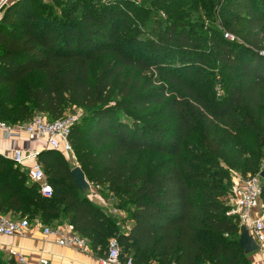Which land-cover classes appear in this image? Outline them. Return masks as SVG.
Returning a JSON list of instances; mask_svg holds the SVG:
<instances>
[{"label":"trees","instance_id":"trees-1","mask_svg":"<svg viewBox=\"0 0 264 264\" xmlns=\"http://www.w3.org/2000/svg\"><path fill=\"white\" fill-rule=\"evenodd\" d=\"M42 1L3 9L0 122L81 110L70 133L76 160L92 185L119 198L124 216L113 218L84 196L65 155L50 148L38 153L50 197L0 155V213L66 221L97 257L115 236L122 263L251 264L237 217L227 214L228 169L244 177L261 170L264 0H201L198 15L218 13L224 30L204 28L198 15L180 19L184 9L165 21L151 15L147 29L126 0ZM198 67L218 69V95Z\"/></svg>","mask_w":264,"mask_h":264},{"label":"built area","instance_id":"built-area-1","mask_svg":"<svg viewBox=\"0 0 264 264\" xmlns=\"http://www.w3.org/2000/svg\"><path fill=\"white\" fill-rule=\"evenodd\" d=\"M16 0H0V14L2 16L3 9ZM45 2L49 0H43ZM1 18V17H0ZM225 37L233 38L225 33ZM264 55V51L261 52ZM78 117L69 115L56 120H49L42 113H37L31 121L20 125H9L0 122V130L7 137H16L24 134L27 142L36 143L44 139L48 148L59 151L65 157L76 159L70 142V133L74 122ZM9 151L12 153L9 156ZM9 151L2 153L4 157L10 159L18 165L27 176V179L38 186L39 192L44 197H50L53 193L52 185L48 182L47 176L41 162L38 159L39 151L37 149L12 147ZM264 179L259 176V172L255 175L243 178L235 182L231 189L230 199L234 201V206L230 205L228 215L237 217L239 227L246 225L249 233L257 243L256 254L259 260L264 264V202L262 195L264 194ZM256 211L255 215L251 214ZM30 221L26 218L15 219L8 215L0 213V235L11 236L14 234L23 235L30 227ZM36 227L42 231L43 239L53 238L56 243L62 246L73 247L81 251L87 247L86 240L79 237L72 231H65L59 226H46L41 221L34 222ZM12 256L18 264H30L24 255L16 250H11ZM35 264H58L57 262L43 256H39ZM96 264H133L131 259H127L124 263L120 261V247L117 240L113 239L108 242L107 252L105 256L97 257Z\"/></svg>","mask_w":264,"mask_h":264},{"label":"rangeland","instance_id":"rangeland-1","mask_svg":"<svg viewBox=\"0 0 264 264\" xmlns=\"http://www.w3.org/2000/svg\"><path fill=\"white\" fill-rule=\"evenodd\" d=\"M42 2H45V1H42ZM149 2L150 0H126L125 2L126 4L129 3L127 5L128 6L130 5L131 7L130 10L132 11V14H137L138 19H141L142 17H144L145 26L147 27V29L153 26V20H152L151 15H156L162 21H165L168 19V16H170L172 13H176V12H179L180 9H184V11H186L187 13V16L182 17L181 14H179V18L186 21V20H190L191 18H193V15L197 16L198 15L197 12L202 8L201 0L198 2V5L195 9L190 8V5L192 4L193 0H187V1L186 0L185 1L184 0H171V1H168L167 5H164L161 7H156L155 5L149 6L150 5ZM144 5H148L150 11L143 10L144 9L143 7H145ZM162 7H166L167 12H165V10H162ZM53 8L56 9L57 11L61 9L60 6H57V7L53 6ZM0 17H1V14H0ZM198 17H200V20H199L200 25H202L204 28L214 25L215 27L220 28V30L223 29L222 24H221V17L218 15V13L216 14L213 13L212 17H214V20L210 18H205V17L203 18L202 16H199V15ZM196 75L199 77V79H204L205 81H211L213 82V84L215 83L216 89H217L216 91L214 90L215 94L218 95L221 92L220 81H221L222 75L220 74L217 68H214L212 71V69L207 68V67H202V68L198 67ZM81 114H82L81 110H77V113L75 115L79 118ZM246 133L250 135L251 137L250 142H252L251 132L246 131ZM149 153L151 154L152 152H149ZM158 155L156 154V156ZM72 162L75 163V161H70L69 163L70 166L73 165ZM263 168H264V152H263V159L260 165V169L262 170ZM228 176H229L228 186L230 188V191L232 187L234 186L235 182L240 181L243 178H246L242 176L241 173L235 169H228ZM89 184H90V190L83 191L82 192L83 195L86 196L95 205L100 207L105 213H107L113 218L117 217V219L120 220L124 216V212L122 210V205H121L119 198L115 196L111 191H109L106 187L100 188L98 186L92 185L91 182H89ZM263 184H264V181H263ZM262 202H264V194L262 195ZM229 205H231L232 207L234 206V201L232 198L229 200ZM21 217L26 218V219L28 218L30 220L36 219L34 216L27 217L26 215H23ZM47 225H50V226L62 225L65 227V229L68 228L69 230H72L71 225L63 220H60V222L58 221L56 223L54 222L53 224H47ZM128 225L129 223H120L119 229L124 231L127 229ZM113 239L117 240L115 236H111L109 238V241ZM86 243H87V240H86ZM255 253L256 252L249 255L251 264H252V261L254 260V257H255L254 255H256Z\"/></svg>","mask_w":264,"mask_h":264},{"label":"crops","instance_id":"crops-1","mask_svg":"<svg viewBox=\"0 0 264 264\" xmlns=\"http://www.w3.org/2000/svg\"><path fill=\"white\" fill-rule=\"evenodd\" d=\"M28 146L30 147V149H37L38 151H42L48 148V145L46 144V141L44 139L39 140L36 143H28L24 134H20L19 136L12 138L7 137L6 134L2 130H0V155H2V153H4L5 151H9L12 147L26 148ZM11 155L12 153L9 151V156ZM6 158L10 159V157ZM66 159L69 163L70 161H75V163L72 162V167L76 165L79 166L76 159H72L71 157L67 158V156ZM255 213L256 211L251 214V217H253ZM36 220L40 221L37 218L29 220L31 225L23 235H0V258L2 259L4 264H18L14 256H12L11 250L21 252L30 264H35L39 256L51 259L58 264H96L97 256L88 247V245L84 250L78 251L73 247L59 245L53 238L43 239L41 229L34 225V222ZM43 225L50 226L44 223ZM59 227H61L65 231H72L68 228L65 229V227L62 225H59ZM254 256L255 257L252 261V264H262L257 254Z\"/></svg>","mask_w":264,"mask_h":264},{"label":"water","instance_id":"water-1","mask_svg":"<svg viewBox=\"0 0 264 264\" xmlns=\"http://www.w3.org/2000/svg\"><path fill=\"white\" fill-rule=\"evenodd\" d=\"M72 176L74 178L76 186L82 190L87 191L90 190L89 181L86 179L85 174L80 166L76 165L71 169ZM259 176L264 179V168L259 171ZM238 243L243 249L245 254H252L256 252L258 246L246 225L240 226Z\"/></svg>","mask_w":264,"mask_h":264}]
</instances>
